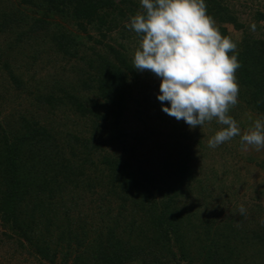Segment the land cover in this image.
<instances>
[{"label": "trees", "instance_id": "1", "mask_svg": "<svg viewBox=\"0 0 264 264\" xmlns=\"http://www.w3.org/2000/svg\"><path fill=\"white\" fill-rule=\"evenodd\" d=\"M205 3L237 44L229 115L248 130L243 113L264 119V0ZM144 11L0 0V248L41 264H264V158L209 148L215 119L162 111L160 78L133 65Z\"/></svg>", "mask_w": 264, "mask_h": 264}, {"label": "clouds", "instance_id": "2", "mask_svg": "<svg viewBox=\"0 0 264 264\" xmlns=\"http://www.w3.org/2000/svg\"><path fill=\"white\" fill-rule=\"evenodd\" d=\"M140 4L145 11L130 17L129 25L142 37L133 65L160 78L157 99L162 111L192 128L213 119L223 125L209 138V148L236 136L244 147L264 148V119H256L241 135L229 115L239 94L237 44L220 33L207 14L205 0H140ZM245 211L241 205L240 214Z\"/></svg>", "mask_w": 264, "mask_h": 264}, {"label": "rangeland", "instance_id": "3", "mask_svg": "<svg viewBox=\"0 0 264 264\" xmlns=\"http://www.w3.org/2000/svg\"><path fill=\"white\" fill-rule=\"evenodd\" d=\"M230 31L231 32H234L236 36H239L240 32H237L235 31L232 26H228ZM243 121H245L248 125H249V128L253 126L254 124V121L257 119L255 118L254 119V114L252 112H249V111H246L245 113H243ZM61 120V119H59ZM57 122H54V123H49L50 127L52 128H58L57 125ZM55 124V125H54ZM219 124V123H218ZM219 129H221L222 127H224L223 125L219 124ZM250 128V129H251ZM218 129V130H219ZM250 129H242L241 132H248ZM217 130V131H218ZM231 140H234L237 144L241 141L240 140V136H236V137H233ZM242 143V142H241ZM238 154L242 155V156H250V157H253L254 159H262L264 158V148H261L259 151H257L255 149V147L253 146H247V147H244V146H238ZM256 171L258 173H260L259 169H256ZM260 176L262 177V174H260ZM264 176V175H263ZM1 233H2V228L0 226V236H1ZM10 253L12 254L11 252V249H8V247H1L0 248V264H41V263H38L36 262L34 259H32L31 257H28L26 254L25 255H22L20 253L18 254H15L13 257L10 255Z\"/></svg>", "mask_w": 264, "mask_h": 264}]
</instances>
